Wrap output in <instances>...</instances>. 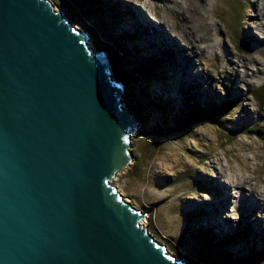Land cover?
<instances>
[{
  "label": "rangeland",
  "instance_id": "1",
  "mask_svg": "<svg viewBox=\"0 0 264 264\" xmlns=\"http://www.w3.org/2000/svg\"><path fill=\"white\" fill-rule=\"evenodd\" d=\"M203 1L207 35L197 46L205 50L183 67L199 80L195 91L182 84L179 65L155 59V33L139 21L141 10L145 23L163 21L165 34L180 38L185 27L164 0H48L88 33L93 50L109 49L113 79H128L120 102L140 125L130 133V164L112 185L131 206L149 207L143 226L151 237L194 264H264V0ZM254 16L259 25L249 23ZM231 102L215 121L182 130L191 108L214 112ZM234 179L241 185L233 191Z\"/></svg>",
  "mask_w": 264,
  "mask_h": 264
},
{
  "label": "water",
  "instance_id": "2",
  "mask_svg": "<svg viewBox=\"0 0 264 264\" xmlns=\"http://www.w3.org/2000/svg\"><path fill=\"white\" fill-rule=\"evenodd\" d=\"M88 37L48 0H0V264H194L112 185L140 122Z\"/></svg>",
  "mask_w": 264,
  "mask_h": 264
},
{
  "label": "bare ground",
  "instance_id": "3",
  "mask_svg": "<svg viewBox=\"0 0 264 264\" xmlns=\"http://www.w3.org/2000/svg\"><path fill=\"white\" fill-rule=\"evenodd\" d=\"M186 1L188 2L189 5L186 8H183L182 3L186 2ZM203 3H204L203 0H164L163 7L170 9V11L173 13H176V15L178 16V18L180 19V21L182 23V26L185 27L184 34L181 37L179 36L180 38L177 37L178 35L177 36L175 35L173 38L166 35L164 32V29H167V27L165 26L166 23L163 21L160 22L161 23L160 26L155 25V28L152 25L145 23V21L142 18L143 12L141 10H138V15H139V19H140L139 21L143 24L142 26H144L145 28H148L149 30H146V31H149V33H153V34L155 33V59L161 60L163 62V65L166 68H172L173 66L177 67V65H179L180 66V75H184L183 81H186L185 83H182V84H185L188 87H192L195 91L199 90L198 83H200V82H199V80H197L195 78H191V76H187L183 67L185 68L184 62L187 61V58H191L193 56L199 57L203 53V51L205 50V48L200 49L197 46L198 42L201 41L202 39H204V37H206V35H207V29L205 27V26H207V24L205 23V19H206L207 14L205 15L203 13L204 11L202 12L201 11L202 9L200 8L203 5ZM142 4L144 6L147 5L145 1H143ZM143 5H141V9H144ZM190 13H192L193 16H197L198 20H200V22H202V25L200 24V27H197V26L192 24V16H190L191 15ZM249 23L250 24L257 23L258 24L257 16L251 17ZM144 27H143V29H144ZM200 32H202V33H200ZM87 44L90 48H92L90 45V42H89V38L87 39ZM182 47H186V49L188 50V54L184 57H183V55H181L183 53ZM191 54H192V56H191ZM252 62L255 65V62L254 61H252ZM245 68L247 69V66H245L244 69ZM178 78H179V76H178ZM122 89H123V87H122ZM199 92H201V90ZM180 93L182 95V92H180ZM131 136L132 135L130 134L129 138ZM227 184L232 188L233 191L236 187L241 185L240 181H238V179L230 180ZM217 187L219 189L223 188V186H221V185H218ZM260 197L264 200V195L261 192H260ZM124 201H126V200L124 199ZM216 202H218V201H216ZM215 206H216V203L213 204V207H215ZM140 223L143 225L144 220L142 219ZM215 224H216V227H217L219 232H221V233L226 232L225 229L223 228V226H221V224L219 223V221L216 222ZM215 224H214V226H215Z\"/></svg>",
  "mask_w": 264,
  "mask_h": 264
},
{
  "label": "trees",
  "instance_id": "4",
  "mask_svg": "<svg viewBox=\"0 0 264 264\" xmlns=\"http://www.w3.org/2000/svg\"><path fill=\"white\" fill-rule=\"evenodd\" d=\"M90 1L91 0H87L88 5H89ZM114 48H116V47L110 48L111 49L110 51L113 52ZM102 49H104V48H101L99 50H102ZM108 50L104 49L106 58L108 57V53H107ZM109 67H110V64H109ZM110 70H111V68H110ZM111 74H112V71H111ZM131 78L135 80L137 77L133 76ZM127 80L128 79H126L125 81L122 80L123 86H124V84H126ZM233 104H234L233 102L227 103L226 105H218V106H216V104H215L216 107L214 109H212L214 112H211V111L207 110L206 108H191L186 119H185V121L182 123L183 124L182 130H184V128H186L188 126V124H190L193 121H198V120L215 121L216 115L221 114L223 111H226V109L228 107L233 106ZM212 108H213V105H212ZM215 110H216V112H215ZM248 132H249V134H253L255 136H260V134L255 130L250 129ZM261 138L264 140L263 137H261Z\"/></svg>",
  "mask_w": 264,
  "mask_h": 264
}]
</instances>
